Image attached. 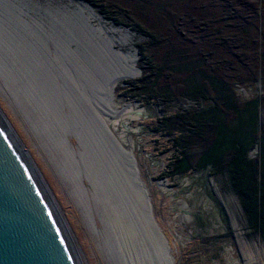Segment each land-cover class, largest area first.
Listing matches in <instances>:
<instances>
[{"label":"rangeland","instance_id":"374dc122","mask_svg":"<svg viewBox=\"0 0 264 264\" xmlns=\"http://www.w3.org/2000/svg\"><path fill=\"white\" fill-rule=\"evenodd\" d=\"M261 4V0H0V26L7 19L16 23L10 28L15 32L12 39L4 33L6 27H0V65L23 73L20 45L14 49L13 41L41 35V42L29 48L37 57L41 51L47 54L45 67L53 82L51 87L41 85L48 97H54L44 100L48 111L35 113L12 96L0 68V114L61 213L83 264H113L108 228L115 222L120 229L118 219L130 209L123 205L129 195L122 187V170L130 167L103 130L72 135L61 132V125L103 109L107 91L99 99L98 85L120 72L124 73L115 78L112 101L119 109L143 110L129 129L134 179L145 185L174 264H264V233L248 224L232 188L226 168L229 152L219 166L197 167L215 126L234 128L243 106L252 101L257 103V143L248 159L256 161L259 144H264ZM62 10L77 13L84 21L86 43L53 41L58 28L52 18ZM60 49L64 61L58 59ZM131 73L136 77L124 78ZM59 84L65 93L61 97L55 94ZM120 133L115 131V137ZM78 139L94 176L73 161ZM180 167L185 172L170 175ZM94 178L112 183L103 189L91 183ZM164 188L168 193H162ZM182 204L189 210L187 219ZM114 228L112 223L111 233Z\"/></svg>","mask_w":264,"mask_h":264},{"label":"water","instance_id":"95a60500","mask_svg":"<svg viewBox=\"0 0 264 264\" xmlns=\"http://www.w3.org/2000/svg\"><path fill=\"white\" fill-rule=\"evenodd\" d=\"M77 15L75 12L66 10L55 13L52 19L58 30L52 37L53 41L56 40V43L65 45L86 43L87 37H89L88 32L84 21ZM13 24L16 23L9 19H7V23L6 21L2 23L6 27L3 29L6 31L4 33L10 39L14 38L12 35L15 34L10 29ZM18 38L22 40H14L13 47L16 49V46L20 45L18 52L21 57L19 59L24 65V72L5 69L1 65L0 68L5 73L4 77L12 88L10 92L16 100L28 106L35 113H41L43 110L48 111L50 107L46 106L47 102L44 104V100L48 98L51 101L54 97H48V93H46L48 91L41 85L46 83L51 87L53 82V76L47 72L45 67L47 54L41 51L37 57L34 55L35 51L29 48V45L41 42L42 37L40 35L33 40L32 36L25 35ZM57 52L58 59L64 61L62 49ZM77 53L81 55L82 49H79ZM77 59L80 61L79 56ZM13 62L19 63L15 58H13ZM123 73H112L101 82L96 81L100 82L98 98L104 90L109 89L110 85L115 87L117 82L115 78ZM92 79L96 80L95 77ZM55 94L60 97L65 94L60 84L57 85ZM49 95H52V91ZM1 115L0 264H83L52 197L7 121ZM68 120L66 125H61L63 133L77 135L81 130L92 131L94 134L97 131L102 132L95 111L90 115H83L82 119L69 118ZM81 146L83 145L79 141L77 153L73 154V161L80 164L86 173L90 170L91 176H94V168L89 169ZM97 146L99 149L100 144ZM130 170L131 172H129ZM130 170L126 166L122 170L124 175L122 187H125V191L129 195V198L125 197L123 205L130 206V209L126 211L124 219L118 217L122 231L116 229L115 222L109 224L107 235L109 259L113 264H174L169 243L152 215L148 193L146 194L148 205L145 203L146 200L143 202L140 187L141 185L145 187V185L139 181L140 186H137L133 171L131 168ZM91 183L105 189L104 187H109L112 182L108 179L97 181L94 178L91 179ZM112 223L115 228L111 233ZM117 232L118 235H116ZM116 239L119 243L116 242Z\"/></svg>","mask_w":264,"mask_h":264},{"label":"trees","instance_id":"16d2710c","mask_svg":"<svg viewBox=\"0 0 264 264\" xmlns=\"http://www.w3.org/2000/svg\"><path fill=\"white\" fill-rule=\"evenodd\" d=\"M257 103H246L236 119V126L229 128L219 123L213 130V140L200 157L197 167L219 166L223 154L229 152L226 168L232 188L239 200L245 218L250 225L264 233V144H259L256 161L248 159L247 153L256 142ZM185 172V167L170 173Z\"/></svg>","mask_w":264,"mask_h":264},{"label":"bare ground","instance_id":"6f19581e","mask_svg":"<svg viewBox=\"0 0 264 264\" xmlns=\"http://www.w3.org/2000/svg\"><path fill=\"white\" fill-rule=\"evenodd\" d=\"M136 72V71H135ZM136 77V73H131L129 75L124 76L125 79H132ZM115 81H117L115 79ZM114 86L110 85L109 89L107 91V98L105 105H103V109L97 108L95 110V114L100 122V126L104 133L110 138L112 141V144L114 147L119 150L122 154V159L128 166L132 169L133 171V176L135 178L136 172H135V167L132 165V147H131V140H130V133L131 132L129 129H131L132 123H134L137 119L135 118L136 116H139L143 113V110H136L134 109H129L126 110L124 109H119V106L116 102H113V92ZM122 130V133L119 134L118 137H115L114 132L115 131H120ZM137 186H140L138 182ZM141 189V194L143 198V202H145L146 198V189L145 187H140ZM169 190L167 189H162V193H168ZM146 203V202H145ZM146 207V204H145ZM181 213L185 219L189 217V210L187 209V206L185 204L181 205ZM147 211V210H146ZM61 214V213H60ZM117 215V214H115ZM118 216V215H117ZM118 219V218H117ZM122 230V227H120Z\"/></svg>","mask_w":264,"mask_h":264},{"label":"crops","instance_id":"0c3cea01","mask_svg":"<svg viewBox=\"0 0 264 264\" xmlns=\"http://www.w3.org/2000/svg\"><path fill=\"white\" fill-rule=\"evenodd\" d=\"M261 3H262V4H261V5H262V6H261V7H262V8H261V12H262V13H261V14L263 15V19H264V0H261ZM262 22H263V21H262ZM262 29L264 30V22H263V28H262Z\"/></svg>","mask_w":264,"mask_h":264}]
</instances>
